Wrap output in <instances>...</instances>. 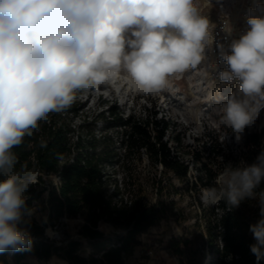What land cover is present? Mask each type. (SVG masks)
<instances>
[{
	"label": "clouds",
	"instance_id": "obj_1",
	"mask_svg": "<svg viewBox=\"0 0 264 264\" xmlns=\"http://www.w3.org/2000/svg\"><path fill=\"white\" fill-rule=\"evenodd\" d=\"M246 24L227 49L219 46L227 65L220 90H232L213 121L237 142L264 110V4L249 8ZM208 30L196 0H0V253L32 248L27 193L41 176L27 164L17 167L13 149L25 136L50 113L70 108L77 91L119 76L143 94L166 89L171 77L202 62ZM225 33L231 37L232 27ZM47 177L59 189L60 177ZM262 182L264 149L252 163L226 164L214 186L201 190L204 203L223 202L228 211L257 202L259 219L249 226L256 264L264 259Z\"/></svg>",
	"mask_w": 264,
	"mask_h": 264
},
{
	"label": "trees",
	"instance_id": "obj_2",
	"mask_svg": "<svg viewBox=\"0 0 264 264\" xmlns=\"http://www.w3.org/2000/svg\"><path fill=\"white\" fill-rule=\"evenodd\" d=\"M145 110L144 117L133 113L125 117L116 105L111 106L108 111L111 118L105 121L100 135L92 122L81 125L76 134L64 111L53 112L39 122L31 136H25L21 145L13 149L18 158L17 167L27 164L40 173L41 183L30 187L27 204L32 208L34 201L44 203L47 219L43 224L36 220L28 224L33 238L30 251L0 253V264H36L28 259L29 254L41 261L56 254L71 264H128L127 256L139 243V235L160 221L174 203L161 198L153 202L143 195L142 188L125 195L114 177V169L124 167L125 157L144 149L152 164L162 165L164 171L172 172L176 178L186 180L190 174V164L164 139L171 126L169 120L163 116L157 118L158 112L153 111L152 106ZM116 128L122 129L118 139L109 132ZM174 138L180 141L179 135ZM242 140L244 147L239 156L232 159L235 165L242 160L255 161L263 147L264 131L257 130L254 123L245 128ZM120 148L125 150L123 155L119 153ZM214 148L219 150L218 146ZM200 155L199 152L195 155L193 165L202 161ZM200 171L206 174V177L200 176V181L208 187L219 174L205 162H201ZM48 173L60 177L59 189L46 182ZM210 211L213 220L207 228L211 252L208 264H256V257L250 251L255 241L241 210L228 211L221 202L210 207ZM64 217L82 218L79 237L56 242L46 235L45 228ZM102 224L112 229L104 230L100 227ZM85 244L89 252L82 254ZM180 264L184 262L181 260ZM259 264H264V259Z\"/></svg>",
	"mask_w": 264,
	"mask_h": 264
},
{
	"label": "rangeland",
	"instance_id": "obj_3",
	"mask_svg": "<svg viewBox=\"0 0 264 264\" xmlns=\"http://www.w3.org/2000/svg\"><path fill=\"white\" fill-rule=\"evenodd\" d=\"M196 6L200 14L209 20V28L221 14L218 0H196ZM118 78L99 88L76 92L73 104L64 110L68 122L76 129V134L81 130V125L92 122L96 133L100 135L105 121L111 118L108 111L113 105L125 117L129 113L144 117L145 109L152 106V110L158 112L157 118L163 116L170 122L171 126L164 139L190 164L188 179L176 178L172 172L164 171L162 165L152 164L143 149L139 154L125 157L124 167L121 165L114 169V177L121 184L125 195L130 190L138 191L142 188L143 195L153 202L161 198L174 203L160 221L139 235V243L133 253L127 256V263L180 264L182 260L184 264H208L211 252L207 244V228L210 220H213L210 207L214 205L201 200V190L214 186V182L209 187L202 185L200 176L206 177V174L200 171L201 162L220 173L228 164L226 160L235 165L233 160L244 147L243 140L237 142L231 129L224 126L217 128L213 124L218 119L215 110L221 103L223 88L220 90V82L211 80L209 58L205 53L199 65L171 77L168 87L154 94L140 93L125 83L121 84ZM261 114L263 116L258 120V125L261 124L264 128V110ZM109 132L118 139L122 129H110ZM176 134L180 141L175 140ZM225 135H228L226 139ZM261 145L264 149V142ZM214 146H218L219 150ZM124 152V148L119 149L120 154L123 155ZM198 152L203 159L193 165V158ZM161 187L163 190L159 193ZM32 209L34 213L30 221L36 220L43 224L47 219L45 204L34 201ZM238 209L249 225L259 219V208L255 200L242 202ZM81 221V217H64L58 223L48 224L45 233L56 242L78 238ZM100 227L107 231L112 229L108 224ZM88 252L89 248L85 244L81 253ZM8 258L12 259L11 254H8ZM28 259L36 264H71L56 254L47 261L38 260L32 254L28 255Z\"/></svg>",
	"mask_w": 264,
	"mask_h": 264
},
{
	"label": "built area",
	"instance_id": "obj_4",
	"mask_svg": "<svg viewBox=\"0 0 264 264\" xmlns=\"http://www.w3.org/2000/svg\"><path fill=\"white\" fill-rule=\"evenodd\" d=\"M257 3L264 4V0H218L221 14L216 22L209 28V35L205 45V53L209 58V74L211 80L221 83L219 80V71L227 67L226 63L220 59L219 46L223 45L227 49L231 39L238 37L247 27L246 19L248 10L249 8L255 7ZM230 26L233 29L231 37L225 33V30ZM231 90L232 89L227 86L223 88V93L221 94L222 100ZM222 100L220 102H222ZM261 113L255 123L257 130L264 131L263 126H261V124L258 125V120L263 116ZM218 211L219 214L222 213L221 210L218 209Z\"/></svg>",
	"mask_w": 264,
	"mask_h": 264
},
{
	"label": "bare ground",
	"instance_id": "obj_5",
	"mask_svg": "<svg viewBox=\"0 0 264 264\" xmlns=\"http://www.w3.org/2000/svg\"><path fill=\"white\" fill-rule=\"evenodd\" d=\"M199 77V76H198ZM117 79V78H116ZM119 82L121 83V84H126V85H128V87H131V89L133 88L128 82H127V80L122 76V77H120L119 76Z\"/></svg>",
	"mask_w": 264,
	"mask_h": 264
}]
</instances>
